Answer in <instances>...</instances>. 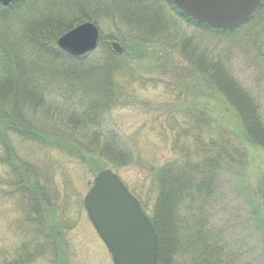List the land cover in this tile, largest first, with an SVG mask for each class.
<instances>
[{
	"label": "rangeland",
	"instance_id": "obj_1",
	"mask_svg": "<svg viewBox=\"0 0 264 264\" xmlns=\"http://www.w3.org/2000/svg\"><path fill=\"white\" fill-rule=\"evenodd\" d=\"M53 1L57 3L60 0ZM74 1L88 2V4L94 1L99 7V12L105 17V22L100 23L99 27L96 25L98 29L100 28L98 47L90 53L83 64H90L106 57L112 58L116 68H119L114 74L115 81H118L120 86H126L128 92L133 94L130 99L112 106L107 116L110 129L119 133L122 141L132 149L135 156L129 166L112 171L119 176L130 192L140 196L142 202L147 204V217L152 215L157 193L153 185L155 170L179 156L178 153H173L171 143L173 137L178 138V132L174 136L171 131L181 130L180 134L184 137L185 131L188 130V124L186 126L183 122L186 117L184 115H188L186 109L182 110L184 92L179 90L178 86L181 84L180 79L184 77L183 73H186L191 66L181 59L183 57L180 38L184 43H189V49H196L198 53H202V56L207 55L212 67L222 65L220 67L223 68L226 87L230 89L226 88L228 92L224 96L232 103L229 105L232 109L236 106V109L243 110V114L248 117L252 114L259 116L261 126H256L252 121L254 129L242 127L239 131L231 120L234 112L230 107L221 105L225 108L221 109L213 100L201 99L202 101L199 102L200 99L196 96H189V103L184 105V107H194V105L202 107L206 104L211 110L212 137L218 142L224 137V142L220 143L223 150L228 154L233 151L237 157L233 162L232 157L227 155V161L222 163L217 178L220 189L219 199L208 208L210 218L209 223H205L211 235L220 232L225 234L223 241L227 244V248H224L219 256L221 264H264V1L254 16L241 27L239 26L240 28H235L234 32L227 30V35H214L178 17L165 0H141L147 12L151 13V17L155 16L162 28L171 31L172 36L167 42L174 53L171 54L174 56L171 60L178 62L181 77L174 76V71H171L166 64V59L154 61L146 50L133 48L135 42L133 37H138L134 31L145 36L142 31L135 30L138 26L147 24L142 8L128 7L130 6L128 4L127 8L120 6L126 4L125 0H68L69 3ZM40 6L39 0H24L19 5V9H16L19 11L29 9L24 15H27L25 17L28 18L29 23L34 24L36 18L32 14L34 12L38 17L36 9ZM119 6L123 10H120ZM19 11L16 15L23 17ZM75 14L77 13H73V9L69 7V16ZM47 15V13L42 14V17ZM128 17L135 18L138 26L126 21ZM14 21L16 23L13 27L0 25V32L8 33L14 28L19 29V25L22 26L24 23L22 18ZM84 23L87 22L82 24ZM145 31L152 34L154 26H151L150 30L146 28ZM113 43H119L123 47L120 55L113 50ZM129 52L128 56L133 59L126 57ZM132 53H136L138 57H148L138 60L132 56ZM116 56L120 57L116 58ZM200 64L202 68L206 67L204 62ZM159 66L161 69H158ZM219 76L222 78V75ZM56 99L50 100L55 103L54 105L40 108L33 115L29 112L32 119L30 115L29 118L37 127L45 129H47L45 126L50 127L49 132H39L40 134L67 136L70 133L68 136H72L77 131L65 130L66 123L71 122L65 114L68 108L61 107L66 100ZM174 105L176 107H172ZM167 107L171 108L168 111L170 115L175 116V119L168 117L165 111ZM216 120L220 125L215 123ZM9 136L11 145L21 157L20 160L38 167V173H41L39 177L47 186V196L58 210L65 237L60 257L50 249L46 255L33 263L26 264H114L84 206L85 196L93 187L97 175H91L79 161L54 148L51 149L44 142L39 144L32 139H22L11 134ZM186 137H184L185 141L189 139ZM259 140L263 146L260 143V145L256 144L260 142ZM187 145L195 146L190 140L186 141ZM4 160L6 161V150L2 148L0 149V264H9L16 261L20 254L18 251L22 240L19 236L24 237L25 234L22 229L17 230V226L19 224L22 228L26 217L21 211L19 194H16L14 188L9 187L11 170L7 164H3ZM29 223L31 226L32 223ZM33 240L35 241V238L32 237L26 239V242L32 243ZM189 255L191 254L185 255L186 259Z\"/></svg>",
	"mask_w": 264,
	"mask_h": 264
},
{
	"label": "trees",
	"instance_id": "obj_2",
	"mask_svg": "<svg viewBox=\"0 0 264 264\" xmlns=\"http://www.w3.org/2000/svg\"><path fill=\"white\" fill-rule=\"evenodd\" d=\"M39 1L41 6L36 9L38 17L34 12L32 14L36 18L34 24L29 23L25 17L27 15H24L29 9L18 10L24 0L9 8L0 5V25L13 27L16 23L14 20L22 18L24 21L22 26L19 25V29L14 28L8 33L0 32V149L6 150V161L4 160L3 164H7L11 170L9 187L14 188L16 194H19L21 211L26 217L23 227L20 228L19 224L17 226V230L22 229L25 234L24 237L21 234L19 236L22 240L18 251L20 254L16 261L9 264L33 263L49 253L50 249L60 257L65 240L58 210L47 196V186L39 177L41 173H38V167L20 160L21 157L11 145L10 134L22 139H32L39 144L44 142L51 149L54 148L79 161L93 176L105 170L117 171L129 166L135 158L132 149L125 145L119 133L111 130L107 123L109 109L133 97L126 86H120L118 81H115L114 74L119 70L115 66V61L106 57L84 65L91 54L82 58H72L57 46L62 35L83 22H94L99 27L100 23L105 22L103 13L99 12V7L94 1L90 4L78 1L69 3L68 0H60L57 3L53 0ZM125 1L126 4L120 6L127 8L128 4L130 5L128 7L142 8L147 20V24L140 26L137 25L135 18L128 17L126 20L138 26L135 30L145 34L141 36V33L134 31L138 37H133L135 41L133 48L146 50L154 61L166 59V64L174 71V76L181 77L178 62L171 60L174 53L167 42L172 36L171 31L162 28L155 16L151 17V13L147 12L141 0ZM165 1L178 17L196 28L214 35L228 34V31L212 29L193 22L176 8L171 0ZM69 7L77 14L69 16ZM18 11L23 17L16 15ZM45 12L48 15L42 17ZM151 26H154L152 34L145 31L146 28L150 30ZM236 29L230 31L234 32ZM179 40L183 57L181 59L191 66L183 73L184 77L180 79L181 84L178 86L179 90L184 92L182 110L186 109L188 113L183 119L184 124L186 126L188 124V130L184 133L187 137H184L189 138L187 140L193 142L195 146H186L187 140L185 141L180 134L181 130L171 131L174 136L178 132V138L173 137L171 143L173 153H178L179 156L155 170L153 185L157 193L152 215L148 218L159 241V264H221L219 256L223 249L227 248L223 241L225 234L220 232L211 235L205 223H209L208 208L219 199L217 178L222 163L227 161V155L232 157L233 162L237 157L234 155L235 152L228 154L223 150L220 143L224 142V137L221 142L212 137L211 110L206 104L202 107L184 105L189 103V96H196L200 99L199 102L201 99L213 100L221 109H225L221 105L230 107L232 103L224 96L228 91L223 68L220 67L222 65L212 67L207 55L202 56L196 49H189V43H184L181 38ZM109 52L113 54L112 51ZM129 54L130 52L126 57L133 59L128 56ZM132 56L138 60L148 57H138L136 53H132ZM202 62L206 65L205 68H202L200 64ZM218 73L222 78L218 77ZM56 98L66 100L61 107L68 108L65 114L71 122L66 123L65 130L77 131L72 136H68L70 133L67 136L40 134L39 132H49L50 127L45 126L48 130L37 127L29 118L30 114H35L40 108L54 105L55 103L50 100H57ZM196 102L195 99L194 103ZM235 107L230 108L234 112L231 120L235 123L233 125L236 129L240 131L242 127L252 128V121L256 126H261L259 116L252 114L248 117L243 114V110ZM169 109L171 108L167 107L165 110L168 117L175 119L174 115H170ZM215 123L220 125L217 120ZM215 130L217 131L216 127ZM259 141L257 145L262 143ZM131 193L139 200L148 216L147 204L142 202L140 196L132 191ZM29 222L32 223L31 226ZM32 237L35 241L26 242V239ZM188 253L191 254L189 260L185 257Z\"/></svg>",
	"mask_w": 264,
	"mask_h": 264
},
{
	"label": "water",
	"instance_id": "obj_3",
	"mask_svg": "<svg viewBox=\"0 0 264 264\" xmlns=\"http://www.w3.org/2000/svg\"><path fill=\"white\" fill-rule=\"evenodd\" d=\"M20 0H0L3 7ZM189 19L216 30H231L248 22L263 0H171ZM99 30L93 23L79 25L58 40L73 58L95 51ZM113 50L121 54L118 43ZM84 206L114 264H159V241L138 199L112 170L98 174L85 196Z\"/></svg>",
	"mask_w": 264,
	"mask_h": 264
}]
</instances>
